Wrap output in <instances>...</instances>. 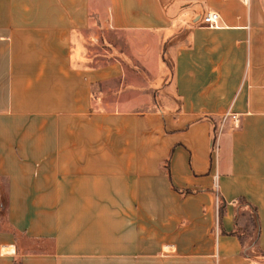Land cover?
<instances>
[{
	"label": "crops",
	"instance_id": "1",
	"mask_svg": "<svg viewBox=\"0 0 264 264\" xmlns=\"http://www.w3.org/2000/svg\"><path fill=\"white\" fill-rule=\"evenodd\" d=\"M240 200L264 252V0H0V264H264Z\"/></svg>",
	"mask_w": 264,
	"mask_h": 264
},
{
	"label": "rangeland",
	"instance_id": "2",
	"mask_svg": "<svg viewBox=\"0 0 264 264\" xmlns=\"http://www.w3.org/2000/svg\"><path fill=\"white\" fill-rule=\"evenodd\" d=\"M127 37L128 36H123L120 34V36H113V38H110L109 40L111 41L110 43H112L115 47L117 48H123V47H127ZM166 67L168 69L167 71V75L170 73V69H171V64H170V56L167 57V61H166ZM147 74H152L151 72H147ZM161 92L160 95H162V97H160L158 95V99L154 100L157 105H164L168 102H171L170 104L176 105L177 104V100L173 97V87H172V83L170 81V79L167 80V84L163 87L160 88ZM243 216L241 218H239L240 220V224L242 225V227H245L246 225H248L249 230H252V212L245 209L243 210ZM251 237H248L246 239V253L251 256V257H255V258H259L260 257V253L257 250V247L254 246L253 240H254V234L251 233Z\"/></svg>",
	"mask_w": 264,
	"mask_h": 264
},
{
	"label": "trees",
	"instance_id": "3",
	"mask_svg": "<svg viewBox=\"0 0 264 264\" xmlns=\"http://www.w3.org/2000/svg\"><path fill=\"white\" fill-rule=\"evenodd\" d=\"M220 199H219V204H220ZM5 203H6V200H5V196L3 195V206L5 205ZM240 207H241V209L243 210H245V209H247V210H249V211H251L252 212V219H251V222H252V230L253 231H251V230H249V227H248V225H246L245 227H239V228H237L236 229V231H235V233H236V235L239 237V239H240V241H241V244H242V246L245 248V254L246 255H248L247 253H246V247H245V245H246V239L248 238V237H251V233H253L254 234V240H253V243L255 244V242H256V239H257V229H258V226H257V224H258V217H257V211H256V208L255 207H253L251 204H249L248 202H246L245 200H240ZM240 207H239V209L237 210V212H236V215H235V218H237L238 219V217H239V215H240ZM257 250H258V252L260 253V256H264V252H262L261 250H259L258 248H257Z\"/></svg>",
	"mask_w": 264,
	"mask_h": 264
},
{
	"label": "built area",
	"instance_id": "4",
	"mask_svg": "<svg viewBox=\"0 0 264 264\" xmlns=\"http://www.w3.org/2000/svg\"><path fill=\"white\" fill-rule=\"evenodd\" d=\"M243 2H246L247 0H242ZM219 20V14L215 11H207L203 17L202 22L207 26H215L216 23Z\"/></svg>",
	"mask_w": 264,
	"mask_h": 264
}]
</instances>
